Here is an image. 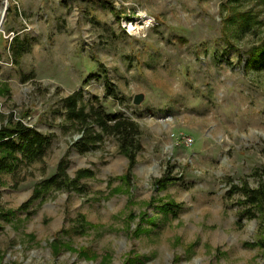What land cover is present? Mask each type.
I'll list each match as a JSON object with an SVG mask.
<instances>
[{
  "label": "rangeland",
  "instance_id": "rangeland-1",
  "mask_svg": "<svg viewBox=\"0 0 264 264\" xmlns=\"http://www.w3.org/2000/svg\"><path fill=\"white\" fill-rule=\"evenodd\" d=\"M263 40L262 0H7L0 126L52 143L0 174V264H264ZM74 93L139 125L133 167Z\"/></svg>",
  "mask_w": 264,
  "mask_h": 264
},
{
  "label": "trees",
  "instance_id": "trees-1",
  "mask_svg": "<svg viewBox=\"0 0 264 264\" xmlns=\"http://www.w3.org/2000/svg\"><path fill=\"white\" fill-rule=\"evenodd\" d=\"M262 3L264 4V0ZM248 23L244 16H240L239 29L247 30L246 25ZM248 54L249 58L245 63L246 68L264 69V40L260 47L253 48ZM78 96L77 93H74L65 100L70 118L83 122V125L87 126L86 121L93 117L100 129V133L95 139H101L103 134L113 136L118 142L120 151L127 156L130 167H133L137 155L142 149V134L139 125L134 120L127 119L118 113L103 116V114L85 112L83 106L79 104ZM51 143L52 137L50 135L41 134L33 127L25 125L21 120L14 121L11 115L9 120L0 126V174L11 172L14 166L20 162L32 164L42 160ZM18 155L21 157L19 158ZM62 166L61 162L58 168L60 171ZM84 176L85 172L80 171L78 178ZM63 177L66 181L65 184L74 182L65 178L64 175ZM59 179L60 177L56 174L54 177L45 180L42 183L43 191L51 187L61 188L63 182ZM242 191L252 204L259 207L264 217V185L255 190L243 188ZM257 245L264 251V237L258 240Z\"/></svg>",
  "mask_w": 264,
  "mask_h": 264
},
{
  "label": "water",
  "instance_id": "water-1",
  "mask_svg": "<svg viewBox=\"0 0 264 264\" xmlns=\"http://www.w3.org/2000/svg\"><path fill=\"white\" fill-rule=\"evenodd\" d=\"M6 12H7V0H4L3 14H2V17H1V21H0V30L2 29V25H3V21H4V18H5ZM141 101H142V95H136L134 97L133 103L135 105H138V104H140Z\"/></svg>",
  "mask_w": 264,
  "mask_h": 264
},
{
  "label": "bare ground",
  "instance_id": "bare-ground-1",
  "mask_svg": "<svg viewBox=\"0 0 264 264\" xmlns=\"http://www.w3.org/2000/svg\"><path fill=\"white\" fill-rule=\"evenodd\" d=\"M3 8H0V21H1L2 14H3Z\"/></svg>",
  "mask_w": 264,
  "mask_h": 264
}]
</instances>
